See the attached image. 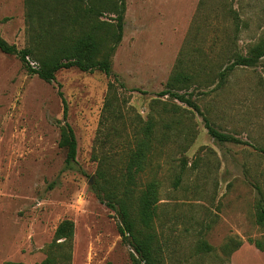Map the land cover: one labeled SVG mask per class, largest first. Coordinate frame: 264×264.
I'll return each mask as SVG.
<instances>
[{
	"label": "rangeland",
	"instance_id": "374dc122",
	"mask_svg": "<svg viewBox=\"0 0 264 264\" xmlns=\"http://www.w3.org/2000/svg\"><path fill=\"white\" fill-rule=\"evenodd\" d=\"M26 28L23 0H0V35L22 49ZM260 40L264 0H125L110 75L72 67L46 82L0 51V264H38L63 219L74 226L69 264H132L117 208L97 194L121 195L140 139L148 147L129 199L135 205L154 182L152 226L163 263L264 264V250L249 241H264L256 223L264 199V56L218 83L235 51ZM180 58L210 76L209 85L199 79L180 91L198 109L160 93ZM58 85L77 141L69 163L58 146ZM106 95L116 107L107 117ZM204 117L244 143L215 140ZM200 239L213 250L198 251ZM232 240L241 245L227 255Z\"/></svg>",
	"mask_w": 264,
	"mask_h": 264
},
{
	"label": "trees",
	"instance_id": "16d2710c",
	"mask_svg": "<svg viewBox=\"0 0 264 264\" xmlns=\"http://www.w3.org/2000/svg\"><path fill=\"white\" fill-rule=\"evenodd\" d=\"M23 4L29 45L18 49L0 35L1 52L17 55L30 74H36L46 82L54 81L58 70L72 67L85 72L97 70L106 75L111 74V57L123 36L125 0H23ZM262 56L264 40L252 44L245 54L235 51L232 62L218 74L219 85L226 80L235 66H254ZM30 61L35 62L36 66H32ZM202 71L206 70H188L180 58L166 81V88L160 93L198 109L186 92L180 91L199 79L209 85L210 76L206 73L201 76ZM108 87L111 93L113 83L110 82ZM58 94L63 104L62 118L58 120L60 124L58 146L65 149V161L69 163L76 157L77 141L74 130L67 121V104L60 85ZM103 111L106 117L116 111L109 95L105 97ZM204 125L208 134L217 141L244 143L235 136L215 129L206 117ZM149 128L150 126L146 125L147 133ZM147 147L148 142L140 139L135 150L131 152L127 164L126 183L121 195L110 190L107 194L98 193L97 196L102 201L107 199L106 204L109 207L117 208L120 218L118 232L122 241L131 248L129 257L132 264H164L161 244L152 226L154 204L158 199L154 182H149L146 188L141 190L135 205L129 199L132 192L130 185L134 174L143 167ZM256 223L264 225L263 198L257 203ZM73 233L72 221L68 219L60 221L47 256L38 264H69ZM249 241L257 249L264 250L262 239ZM240 245V240H232L224 245L223 250L229 255ZM197 246L200 252L207 253L213 250V247L203 239L198 241Z\"/></svg>",
	"mask_w": 264,
	"mask_h": 264
},
{
	"label": "built area",
	"instance_id": "2783aa9c",
	"mask_svg": "<svg viewBox=\"0 0 264 264\" xmlns=\"http://www.w3.org/2000/svg\"><path fill=\"white\" fill-rule=\"evenodd\" d=\"M30 64H31L32 66H36L35 62H33V61H30Z\"/></svg>",
	"mask_w": 264,
	"mask_h": 264
}]
</instances>
